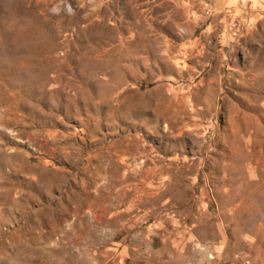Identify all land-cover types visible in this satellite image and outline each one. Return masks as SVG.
<instances>
[{
    "label": "rangeland",
    "instance_id": "1",
    "mask_svg": "<svg viewBox=\"0 0 264 264\" xmlns=\"http://www.w3.org/2000/svg\"><path fill=\"white\" fill-rule=\"evenodd\" d=\"M0 264H264V0H0Z\"/></svg>",
    "mask_w": 264,
    "mask_h": 264
}]
</instances>
